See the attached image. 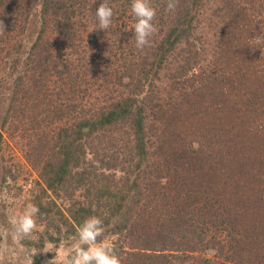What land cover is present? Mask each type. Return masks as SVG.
Listing matches in <instances>:
<instances>
[{
  "label": "trees",
  "instance_id": "16d2710c",
  "mask_svg": "<svg viewBox=\"0 0 264 264\" xmlns=\"http://www.w3.org/2000/svg\"><path fill=\"white\" fill-rule=\"evenodd\" d=\"M209 1L166 12L167 0H149L158 31L140 50L131 0H107L105 31L104 0H0V84L11 79L0 139L17 118L35 130L34 150L49 149L61 122L33 200L45 228L35 246L95 215L121 264H264V0ZM164 78L184 103H161ZM151 113L176 132L146 135ZM123 123L131 137L119 156L108 133Z\"/></svg>",
  "mask_w": 264,
  "mask_h": 264
},
{
  "label": "rangeland",
  "instance_id": "374dc122",
  "mask_svg": "<svg viewBox=\"0 0 264 264\" xmlns=\"http://www.w3.org/2000/svg\"><path fill=\"white\" fill-rule=\"evenodd\" d=\"M209 3H211V0L209 1ZM211 13V8L207 4L201 21L208 22V19L204 18H210ZM37 20H39L38 17ZM33 23L34 24L29 28L25 37V47L21 52L23 53L22 59L25 57L26 52L31 46V42H33L35 37L38 23ZM47 37L52 36L47 35ZM50 48H52V46ZM99 57L100 56L96 58V61H99L100 63L99 75L100 77H103L102 74L103 70L105 69L104 64L108 60H106V58L104 57ZM49 63L51 64L52 60ZM101 67L103 70L101 69ZM16 70H19V66ZM10 80L11 79L8 78L0 84V125L1 116L8 102L7 97L9 93L8 88ZM126 80L128 79L125 77L124 81ZM52 81L53 82L47 80V84H49L50 87L49 89H52L53 87L55 88V90L58 89L60 81L57 82V78H53ZM64 82L66 83V81ZM158 83L159 92L156 95L161 96V98L163 99L161 103L164 104V106L166 105V103H184V98L189 97V95L186 97L184 90H179L177 92L171 89L168 78H164L162 82ZM122 89L124 92L126 91L125 88ZM117 93L118 92H114V94L116 95ZM103 94L105 93L103 92ZM97 95H100V93L98 92ZM172 97H174V99ZM73 101L74 100L70 99L67 102L73 103ZM190 101H193V98H190ZM165 117L168 118V116ZM59 125H61V122H55L52 125L53 127L50 126V129L54 131L53 133L51 132V134H53L51 136H54V140H51V142L48 143L50 145L49 147L51 148V151L50 148L41 149L40 146L37 147L36 150H34L33 145L36 135H34L35 130H30V123L27 122L24 124L23 122H19L17 118H14L13 124L5 126L7 132L5 131L6 133L3 134V138L0 139V264H30V261H33V264H47V262L53 258L55 253L59 254L70 249L73 235H69L67 238H63L59 242V244H55L54 242L45 240L44 246H35L36 242L39 239V236H41L45 230L43 224L38 222L37 217L35 218L37 226L34 229L32 235L25 237L20 242H17L10 234L13 228V225L11 224L12 219L15 216L19 215L29 204H33V200L35 199L36 195L40 193L39 183L42 182L41 177H43V163L47 159H49L47 155L51 156V154L57 149V147L54 146L57 144H55L54 142L56 141L55 134ZM118 129H121L119 134L117 133ZM163 129L168 130V133L176 132V130L172 128L170 129L168 127L165 118H163L160 123L159 120H157L151 113V115L147 117L145 122L146 135H150L152 133L158 134L159 130L161 132ZM0 131H4L2 130L1 126ZM108 134L109 136L117 137L116 141L114 142V146L111 147L113 151L116 150L115 152L119 156H123V153H125L126 155L127 149H124V143H127L131 137V131L129 130L128 125L124 123L120 124L115 128L114 132ZM155 139V136H150L149 141L151 143H154ZM95 143H97L96 140L93 141V145ZM53 147L54 149L52 151ZM88 157L90 158V155ZM117 175H121V172L117 171ZM81 195L82 194L77 191L75 197L81 198ZM53 197L56 198V202L59 206L63 208L67 206V200L64 195H60V198L56 196ZM3 229H8L9 231L7 240H5L2 235ZM106 238L111 240L112 237ZM45 250H49L50 252H43Z\"/></svg>",
  "mask_w": 264,
  "mask_h": 264
},
{
  "label": "clouds",
  "instance_id": "9594fccd",
  "mask_svg": "<svg viewBox=\"0 0 264 264\" xmlns=\"http://www.w3.org/2000/svg\"><path fill=\"white\" fill-rule=\"evenodd\" d=\"M179 0H167L165 11L175 12ZM130 10L135 18L133 32L135 46L143 50L151 46V37L158 29L153 23L156 18V9L151 6L149 0H131ZM113 10L107 0L100 3L95 10V18L100 30H107L112 23ZM4 31L3 22L0 21V32ZM259 43V41H258ZM198 147V144L195 145ZM39 208L35 204H29L19 215L15 216L11 224L13 225L11 236L17 242L33 234L36 228V216ZM2 235L7 240L8 229L2 230ZM43 252H50L45 250ZM33 264V261H30ZM47 264H121L120 257L116 252V245L113 241L105 237V227L103 221L98 216H89L78 226L72 238L70 249L55 253Z\"/></svg>",
  "mask_w": 264,
  "mask_h": 264
}]
</instances>
